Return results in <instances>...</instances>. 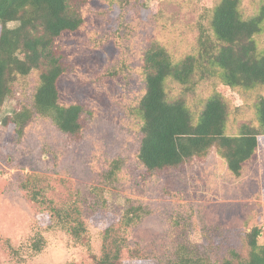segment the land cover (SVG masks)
Segmentation results:
<instances>
[{"label":"rangeland","instance_id":"374dc122","mask_svg":"<svg viewBox=\"0 0 264 264\" xmlns=\"http://www.w3.org/2000/svg\"><path fill=\"white\" fill-rule=\"evenodd\" d=\"M116 0H84L86 24L74 35H67L59 48L64 53L68 71L60 81L63 98L81 102L85 128L80 137L60 131L50 120L35 116L25 135L14 141L13 127L3 119L32 104L38 73L20 81L21 92L5 101L0 113V264H90L92 254H99L105 227L124 214L131 203L151 211L141 223L130 229L128 242L140 244L165 257L175 240L185 238L197 252L221 261L235 250L243 257L247 231L259 227L258 241L264 244V146L257 159L247 164L240 177L233 176L215 148L188 164L163 172H150L136 158L142 133L132 102L143 87L136 74L128 79H112L105 73L116 65L120 51L109 30L118 26ZM127 1V0H124ZM143 5L126 9L125 21L136 25L122 31L147 47L156 38L172 39L177 47L190 51L195 45L199 23L214 0H141ZM264 0H242L246 13L257 12ZM116 6V4H114ZM160 15L161 20L157 18ZM17 23L10 22V27ZM124 27V26H123ZM122 27V28H123ZM137 29V30H136ZM1 30V25H0ZM168 35L167 37H163ZM120 36V40H122ZM264 48V29L255 37ZM131 42H127L128 48ZM210 82L188 96L198 102L209 94ZM176 88V87H175ZM232 104L237 123L250 120L255 95L245 99L237 91L218 84ZM183 92V87L177 88ZM264 95V88L262 89ZM235 119L232 118L234 125ZM123 159L121 176L104 187L105 208L86 210L89 244H77L61 229H47L48 216L40 213L21 183L33 175V184L46 188L49 196H68L80 190L88 194L98 184V175L112 158ZM101 185H99L100 187ZM57 193V194H56ZM70 193V194H71ZM59 198V197H58ZM178 223V230L173 227ZM40 232L45 246L39 253L32 249ZM166 249V250H164ZM34 251V252H33ZM137 264H154V260Z\"/></svg>","mask_w":264,"mask_h":264},{"label":"trees","instance_id":"16d2710c","mask_svg":"<svg viewBox=\"0 0 264 264\" xmlns=\"http://www.w3.org/2000/svg\"><path fill=\"white\" fill-rule=\"evenodd\" d=\"M116 1L110 5L119 9L118 26L107 33L120 53L113 60L116 65L109 67L105 76L126 80L136 74L144 82L132 102L142 133L136 153L139 163L150 172H163L184 166L215 148L229 172L240 177L264 146L261 92L264 48L255 39L264 29V5L249 14L241 7L242 0H214L202 15L195 45L185 51L182 46L177 47L176 41L173 44L172 39L156 38L149 46L140 47L132 35L122 30L141 19L137 16L126 22L127 7H141L143 2ZM83 4L84 0H0V113L5 101L21 92L20 81L38 73L32 104L23 103L19 110L3 119L4 124L14 128L11 134L14 141L25 135L35 116L50 120L70 136L82 135L87 110L81 102L63 98L60 81L68 67L59 45L67 35L77 34L86 24ZM156 19L160 21V15ZM10 22L17 24L10 27ZM127 42H131L128 48ZM206 82L211 85L209 94L195 102L188 95ZM218 84L237 91L247 100L255 95L250 120L237 123L238 116H232V104L216 89ZM181 86L183 92L179 93L177 88ZM123 162L117 157L110 159L104 172L98 175L101 186H93L88 194L80 190L71 193V190L67 197L57 193V197H51L46 188L38 189L33 184V175H28L21 186L30 193L40 213L48 216L47 229H61L75 243L88 245L89 230L83 206L90 211L106 207L102 192L120 178ZM150 212L142 204L131 203L123 215L105 227L100 253L92 254L90 264H137L135 259H153L154 264H264V244L258 241L259 227L247 231L246 257L231 250L230 256L221 261L201 256L185 238L175 240L171 253L167 248L163 258L162 251H151L140 244L131 246L127 237L130 229ZM178 226L177 222L173 225L177 230ZM44 246V237L38 232L32 249L39 253Z\"/></svg>","mask_w":264,"mask_h":264}]
</instances>
